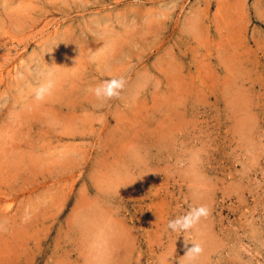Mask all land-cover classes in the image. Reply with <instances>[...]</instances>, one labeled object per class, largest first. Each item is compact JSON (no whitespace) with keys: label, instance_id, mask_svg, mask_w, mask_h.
Returning <instances> with one entry per match:
<instances>
[{"label":"rangeland","instance_id":"obj_1","mask_svg":"<svg viewBox=\"0 0 264 264\" xmlns=\"http://www.w3.org/2000/svg\"><path fill=\"white\" fill-rule=\"evenodd\" d=\"M193 241L192 264H264V0H0V264H184Z\"/></svg>","mask_w":264,"mask_h":264},{"label":"clouds","instance_id":"obj_2","mask_svg":"<svg viewBox=\"0 0 264 264\" xmlns=\"http://www.w3.org/2000/svg\"><path fill=\"white\" fill-rule=\"evenodd\" d=\"M47 53V52H46ZM18 79L24 78V71L17 73ZM56 82L53 78V72L51 66L45 64L39 70L38 82L32 87V98L36 102L43 101L48 95H50L55 88ZM124 87L123 77H112L96 84L91 88L92 93L97 99H109L119 96L120 90ZM208 214V209L205 205L200 204L191 207L183 215L176 216L170 219L167 223V227L173 232H183L194 228V226L200 221L202 217ZM203 248L197 241L191 243V247H188L185 253L181 256L184 260V264H192V262L202 253Z\"/></svg>","mask_w":264,"mask_h":264},{"label":"bare ground","instance_id":"obj_3","mask_svg":"<svg viewBox=\"0 0 264 264\" xmlns=\"http://www.w3.org/2000/svg\"><path fill=\"white\" fill-rule=\"evenodd\" d=\"M90 215V214H89ZM93 216V215H92Z\"/></svg>","mask_w":264,"mask_h":264}]
</instances>
